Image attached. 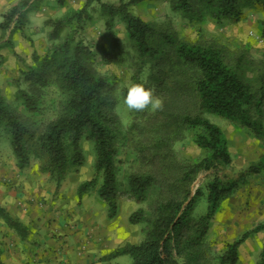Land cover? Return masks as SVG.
Segmentation results:
<instances>
[{"label":"rangeland","instance_id":"rangeland-1","mask_svg":"<svg viewBox=\"0 0 264 264\" xmlns=\"http://www.w3.org/2000/svg\"><path fill=\"white\" fill-rule=\"evenodd\" d=\"M102 1L117 4L128 0ZM21 3L22 0H0V22L5 21L4 15L9 14L13 6ZM170 3L171 0H149L134 6L133 11L158 29L173 34L177 40L200 42L223 49L230 66L258 90L264 77V38L261 32L264 2L244 6L243 19L237 22H217L212 19L208 10H202L197 16L190 17L174 10ZM85 4L86 0H36L28 6L24 16L19 19L15 17L9 26L0 29V91L7 104L23 120L32 123L48 121L61 111L66 100V93L60 86V76L55 72L52 62L54 47L72 34L76 42L81 41L92 49L88 63L108 81L105 109L116 127L118 214L110 219L107 202L98 195L101 174L83 197L78 196L79 186L94 178L96 173L95 143L89 132L82 140L83 164L69 168L61 181H55L48 173L40 171V162L33 156L27 166L19 167L10 132L3 122L0 126V189L9 183L6 170L11 167L16 168V172H12L15 178L19 176L18 173L38 170L37 186L43 194L42 201L33 194L36 199L27 196L24 198V207L92 209L102 224L114 225L118 228L116 231L122 233L109 246L112 248L130 241L140 243L144 240L151 219L155 216V209L160 204L172 197L182 200L187 192L192 196L201 189L191 213L192 220L196 222L207 212L208 184L216 174L212 170H203L190 184L181 183L183 166L207 155V151L195 142L198 130L184 125L183 114L178 112L153 111L151 108L134 111L124 103L123 90L135 83L136 76L163 102L167 94L161 85L164 65L157 60H142L139 57L133 41L128 37L123 20L119 17L115 19L111 33L107 29V17L99 3L93 2L88 8L91 16L89 20L74 21L64 28L59 37L51 36L54 28L52 21L71 17ZM114 37L118 39L117 44L113 42ZM44 79L47 82L44 83ZM27 97L36 103L33 111L26 103ZM188 102H183V106L193 111V100L188 99ZM204 116L219 125L229 141L233 162L230 167L219 171L221 176L236 177L251 165L264 161V137H259L251 130L222 116L212 113H204ZM262 122L264 124V115ZM165 153L170 154L167 164L160 159ZM151 172L156 176L155 183L149 188L145 201L138 203L131 195L129 176ZM2 207L8 209L6 206ZM139 209H143L146 219L140 223H132L130 216ZM3 221L9 226L0 217V223ZM262 223L264 170L254 174L246 185L221 201L200 247L197 264H221L220 255L225 252L227 244ZM21 227L25 232L23 224ZM13 230L17 234L21 232ZM263 247L264 230L250 234L239 248L238 264H257ZM178 251L176 242H171L173 257L183 264L186 251ZM110 256L109 253L102 259L114 258ZM119 258V264H133L130 255ZM0 264H3L1 254Z\"/></svg>","mask_w":264,"mask_h":264},{"label":"trees","instance_id":"trees-1","mask_svg":"<svg viewBox=\"0 0 264 264\" xmlns=\"http://www.w3.org/2000/svg\"><path fill=\"white\" fill-rule=\"evenodd\" d=\"M35 1L22 0L21 5L13 6L10 13L4 15L5 21L0 22V29L9 26L15 17L19 19L24 16L28 6ZM145 1L149 0H128L117 4L86 0L85 6L71 17L52 21L54 28L51 36L59 37L64 28L74 21L89 20L91 16L88 8L93 2H98L107 17L106 25L111 33L115 19L119 17L126 23L128 37L133 41L139 57L142 60H157L164 65L161 85L167 95L164 97L162 111L183 114L182 123L198 130L195 142L207 151L203 159L183 166L180 182L190 184L203 170L214 171L216 175L208 184V209L194 222L191 213L201 189L192 196L187 192L182 200L172 197L155 209V216L151 219L144 240L137 244L126 243L110 253V257L130 255L133 264H180L171 252V242H176L179 253L186 251L183 264H197L200 247L221 201L246 185L254 174L264 170V161H261L241 171L236 177L221 176L219 171L230 167L233 162L229 141L223 129L206 118L204 113L222 116L251 130L257 136L264 137V77L258 90H255L230 66L223 49L200 42L177 40L173 34L158 29L133 11L134 6ZM263 2L264 0H171L170 4L174 10L190 17L208 10L212 19L217 22H237L243 19L244 6ZM261 32L264 38V20ZM113 42L117 44L118 39L114 37ZM92 53L90 47L81 41L76 42L74 36L69 34L52 51L55 72L60 76V86L66 93L61 111L48 121L32 123L23 120L7 104L0 91V126L4 122L10 132L19 167L27 166L33 156L40 162V171L48 173L55 181H61L69 168L83 164L82 140L89 132L95 143L96 173L94 178L79 186L78 196L83 197L101 174L98 195L107 202L108 217L114 219L119 209L117 134L114 121L105 109L108 81L88 63ZM45 82L47 79H44ZM136 83L143 84L137 76L134 84ZM145 87L148 88L146 85ZM128 89L123 90L125 98ZM188 99L193 100V111L183 106V102L189 103ZM26 103L32 111L36 108L35 101L30 97L26 98ZM165 154L160 159L167 164L170 154ZM155 178L152 172L129 176L131 195L138 203L145 201ZM0 217L11 228L24 233L22 223L9 215L2 206ZM145 219L143 209L130 216L132 223H140ZM262 230L264 223L228 243L225 252L220 255L221 264H238L240 246L250 234ZM259 255L257 264H264V247Z\"/></svg>","mask_w":264,"mask_h":264},{"label":"crops","instance_id":"crops-1","mask_svg":"<svg viewBox=\"0 0 264 264\" xmlns=\"http://www.w3.org/2000/svg\"><path fill=\"white\" fill-rule=\"evenodd\" d=\"M14 169L6 170L9 183L0 189V204L8 207L7 213L20 220L27 232L17 234L4 221L0 223L3 264H119L124 255L102 259L121 247H109L122 234L118 228L102 224L92 209H26L27 196L43 198L37 186L38 170L18 173L15 178Z\"/></svg>","mask_w":264,"mask_h":264},{"label":"clouds","instance_id":"clouds-1","mask_svg":"<svg viewBox=\"0 0 264 264\" xmlns=\"http://www.w3.org/2000/svg\"><path fill=\"white\" fill-rule=\"evenodd\" d=\"M124 103L134 111H145L149 108L153 111L163 109V101L154 96L153 91L142 83H136L129 87Z\"/></svg>","mask_w":264,"mask_h":264}]
</instances>
